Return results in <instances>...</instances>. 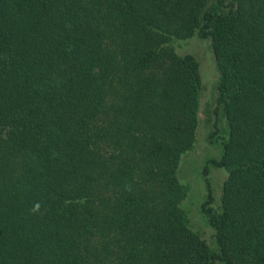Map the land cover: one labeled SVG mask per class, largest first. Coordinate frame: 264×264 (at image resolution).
<instances>
[{"label":"trees","instance_id":"1","mask_svg":"<svg viewBox=\"0 0 264 264\" xmlns=\"http://www.w3.org/2000/svg\"><path fill=\"white\" fill-rule=\"evenodd\" d=\"M195 36L218 72L214 247L179 179ZM218 263L264 264V0H0V264Z\"/></svg>","mask_w":264,"mask_h":264},{"label":"rangeland","instance_id":"2","mask_svg":"<svg viewBox=\"0 0 264 264\" xmlns=\"http://www.w3.org/2000/svg\"><path fill=\"white\" fill-rule=\"evenodd\" d=\"M179 54L192 55L199 63L202 88L198 95V127L193 147L182 155L179 165V179L187 187V198L183 202V211L188 225L202 234L211 247H214L212 231L205 224L200 213V205L205 199V187L201 170L207 160L216 159L221 153L220 144L210 142L212 132L213 109L216 106L218 72L209 40L193 37L178 42ZM227 173L222 169H212L210 180L214 189L216 205L221 195V184ZM220 264V263H218Z\"/></svg>","mask_w":264,"mask_h":264},{"label":"clouds","instance_id":"3","mask_svg":"<svg viewBox=\"0 0 264 264\" xmlns=\"http://www.w3.org/2000/svg\"><path fill=\"white\" fill-rule=\"evenodd\" d=\"M37 207H38V205H37Z\"/></svg>","mask_w":264,"mask_h":264}]
</instances>
